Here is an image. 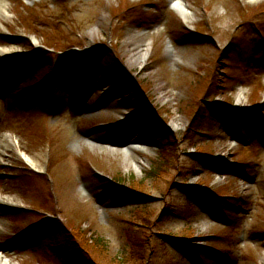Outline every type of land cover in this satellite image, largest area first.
I'll return each mask as SVG.
<instances>
[{"label": "rangeland", "instance_id": "1", "mask_svg": "<svg viewBox=\"0 0 264 264\" xmlns=\"http://www.w3.org/2000/svg\"><path fill=\"white\" fill-rule=\"evenodd\" d=\"M9 1L0 253L81 264L74 235L98 264H264V0Z\"/></svg>", "mask_w": 264, "mask_h": 264}, {"label": "bare ground", "instance_id": "2", "mask_svg": "<svg viewBox=\"0 0 264 264\" xmlns=\"http://www.w3.org/2000/svg\"><path fill=\"white\" fill-rule=\"evenodd\" d=\"M171 5L175 11H177L180 15H182L184 19L187 18L188 7L184 0H171ZM10 9H11V3L9 0H0V25L1 26H3L2 21L6 20L10 16ZM172 52L174 53L173 48H172ZM16 53L17 52L13 49L0 48V54H3L5 56L16 55ZM148 53L149 52H148V49H146V46L140 45L138 47L136 54L134 55V60L136 64L144 65L146 62ZM241 97H240V100H242ZM86 142L90 144L91 146H94L96 143L95 140H86ZM105 145H109L113 150L116 148L114 144H105ZM7 148H9V145L6 142L1 141L0 142V154L5 153ZM121 149L122 151H124L125 155H130L134 153V151L140 150L141 147L138 142H129L125 144V146L121 147ZM23 156L32 167L36 169L39 167V163L34 158L28 156L26 153H24ZM134 165L136 166L137 169H141L138 162H134ZM13 201L14 200L11 197L4 198L3 196L0 195V203L13 204ZM0 264H16V263L10 257H7L3 253H0Z\"/></svg>", "mask_w": 264, "mask_h": 264}, {"label": "trees", "instance_id": "3", "mask_svg": "<svg viewBox=\"0 0 264 264\" xmlns=\"http://www.w3.org/2000/svg\"><path fill=\"white\" fill-rule=\"evenodd\" d=\"M141 106L148 105V102L145 101L143 98L140 99L138 103ZM155 122L158 124L159 127H162L163 124L157 121L155 118ZM165 130V129H164ZM125 195L129 198H134L131 196H138V193L134 190H129L128 193L126 192ZM66 243V255L69 256L74 261H79L81 264H98L94 260L92 254L87 250L85 246H82L77 240L74 239V235L70 236L68 239L65 240ZM70 252V253H69Z\"/></svg>", "mask_w": 264, "mask_h": 264}]
</instances>
